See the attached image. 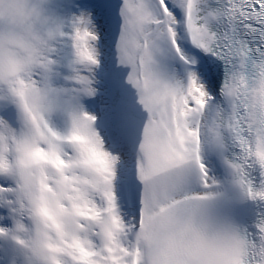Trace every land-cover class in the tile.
<instances>
[{"label": "snow or ice", "instance_id": "obj_1", "mask_svg": "<svg viewBox=\"0 0 264 264\" xmlns=\"http://www.w3.org/2000/svg\"><path fill=\"white\" fill-rule=\"evenodd\" d=\"M0 264H264V0H0Z\"/></svg>", "mask_w": 264, "mask_h": 264}]
</instances>
